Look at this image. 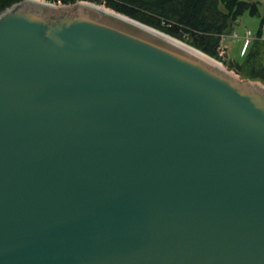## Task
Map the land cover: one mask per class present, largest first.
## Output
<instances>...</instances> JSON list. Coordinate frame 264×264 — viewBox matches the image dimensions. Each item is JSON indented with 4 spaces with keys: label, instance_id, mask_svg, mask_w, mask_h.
Listing matches in <instances>:
<instances>
[{
    "label": "water",
    "instance_id": "95a60500",
    "mask_svg": "<svg viewBox=\"0 0 264 264\" xmlns=\"http://www.w3.org/2000/svg\"><path fill=\"white\" fill-rule=\"evenodd\" d=\"M113 11L0 13V264H264V84Z\"/></svg>",
    "mask_w": 264,
    "mask_h": 264
},
{
    "label": "trees",
    "instance_id": "16d2710c",
    "mask_svg": "<svg viewBox=\"0 0 264 264\" xmlns=\"http://www.w3.org/2000/svg\"><path fill=\"white\" fill-rule=\"evenodd\" d=\"M23 0H0V13ZM65 4L78 0H49ZM105 4L108 8L140 20L166 32L206 54L221 60L219 55L223 36L232 31L234 24L246 12L260 14L255 0H87ZM264 16L248 52L236 66L243 77L264 83Z\"/></svg>",
    "mask_w": 264,
    "mask_h": 264
},
{
    "label": "rangeland",
    "instance_id": "374dc122",
    "mask_svg": "<svg viewBox=\"0 0 264 264\" xmlns=\"http://www.w3.org/2000/svg\"><path fill=\"white\" fill-rule=\"evenodd\" d=\"M43 1L56 4L58 7H61L64 5H67V6L72 5V3L65 4L62 2H52L49 0H43ZM78 1L90 2L87 0H78ZM255 1H257L259 4L260 14L251 15L249 12L244 13L234 24L232 31L229 34H227L224 39L222 38V42L220 46V48H222V51H219L221 60L219 61L222 62L225 66H227L226 63L229 64V62H234V61L241 62V60L243 59V56L246 55L253 41L256 39V34L258 33V30L261 26V20L264 16V0H255ZM100 5L106 6L105 4H100ZM262 38H264V36ZM223 49H224V52H223ZM263 57H264V52L261 55L262 59ZM227 68L231 70L232 72L236 73L237 75H240L242 78L251 79L249 77H243L240 73H237L236 72L237 68L234 65L231 68L227 66ZM251 80L255 82H261L260 80H254V79H251Z\"/></svg>",
    "mask_w": 264,
    "mask_h": 264
},
{
    "label": "bare ground",
    "instance_id": "6f19581e",
    "mask_svg": "<svg viewBox=\"0 0 264 264\" xmlns=\"http://www.w3.org/2000/svg\"><path fill=\"white\" fill-rule=\"evenodd\" d=\"M29 2H35V3H38V2H39V3H40V2H46V1H43V0H29ZM88 3H89V4H90V3L93 4V2H88ZM101 7H104L105 9H108L109 11L114 12L113 10H111L110 8H108V7L104 6V5H101ZM115 13H116V11H115ZM149 27H150V26H149ZM154 30L157 31V32H159V33H161L162 35H165L166 37L171 38L172 40L177 41V42H179V43H181V44H183V45H185V46L191 48L192 50H194V51H196V52H198V53H200V54L206 56L207 58H209V59L212 60L213 62L218 63V64H220V65H224V64H223L222 62H220L219 60H217V59L211 57L210 55L206 54L205 52H203V51H201V50H199V49H197V48L191 46L190 44L184 42L183 40H180V39H178V38H175V37H173V36H171V35H169V34H165L164 32H162V31H160V30H157L156 28H154ZM224 67H225L226 70H228L227 66L224 65ZM228 71H229V70H228ZM229 72L232 73V74L235 75V76H238L236 73L232 72L231 70H230Z\"/></svg>",
    "mask_w": 264,
    "mask_h": 264
},
{
    "label": "built area",
    "instance_id": "2783aa9c",
    "mask_svg": "<svg viewBox=\"0 0 264 264\" xmlns=\"http://www.w3.org/2000/svg\"><path fill=\"white\" fill-rule=\"evenodd\" d=\"M247 34H248V32H247ZM237 35V34H236ZM225 38V36H223V39ZM248 40V39H247ZM225 49V48H224ZM224 49H223V52H224ZM220 51H222V48H220Z\"/></svg>",
    "mask_w": 264,
    "mask_h": 264
}]
</instances>
